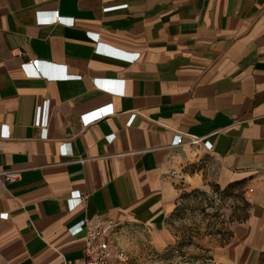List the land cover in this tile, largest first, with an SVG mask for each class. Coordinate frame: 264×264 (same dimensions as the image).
Masks as SVG:
<instances>
[{"label":"crops","instance_id":"1","mask_svg":"<svg viewBox=\"0 0 264 264\" xmlns=\"http://www.w3.org/2000/svg\"><path fill=\"white\" fill-rule=\"evenodd\" d=\"M55 11L74 24L39 22ZM88 33L140 57L98 53ZM31 60L46 78L26 75ZM107 105L113 115L82 125ZM5 170L22 174L0 182V264H84L85 234L70 233L84 219L164 235L181 181L252 190L249 218L214 258L264 264V0H0ZM73 191L86 199L70 210Z\"/></svg>","mask_w":264,"mask_h":264},{"label":"rangeland","instance_id":"2","mask_svg":"<svg viewBox=\"0 0 264 264\" xmlns=\"http://www.w3.org/2000/svg\"><path fill=\"white\" fill-rule=\"evenodd\" d=\"M211 183L190 189L179 182L180 197L164 235L129 222L120 225L113 237L115 264H220L215 249L228 243L251 207L241 186Z\"/></svg>","mask_w":264,"mask_h":264},{"label":"built area","instance_id":"3","mask_svg":"<svg viewBox=\"0 0 264 264\" xmlns=\"http://www.w3.org/2000/svg\"><path fill=\"white\" fill-rule=\"evenodd\" d=\"M127 5H119L115 7H109L106 8V11L114 10V9H122L126 8ZM39 22L42 23H52V24H69L73 25V21L71 19H68L66 17H63L59 14L58 11H55L52 13V16L50 19H42L39 17ZM88 35L95 40L97 43L96 51L98 53H103L112 57H116L121 60L126 61H137L140 57V54H127L123 53L121 51H106L107 48L99 41V35L96 33H88ZM40 65V61H28L26 63L22 64V69L25 71L26 75L29 77H45V74H41L38 72V67ZM50 79L54 80H61L63 78L62 74H57L54 76H50ZM80 76L77 75H68L66 76V79L72 80V79H80ZM94 83L96 86L102 89L110 90L107 82L101 81V80H94ZM115 92V91H114ZM114 114V110L112 105H107L105 107H102L96 111H93L91 113H87L81 116V122L84 127H88L89 125ZM37 125L42 128V134L43 136H47V122L44 120L43 122H37ZM9 127L7 125H4L3 127V133L2 137L4 139L9 138ZM110 139H113V136L109 137ZM203 142V139H199L196 137H193L189 141V145L195 146ZM184 137L182 135H176L174 137L173 141V147H178L181 145H184ZM67 145H62L61 152L66 155H70L71 151L67 150ZM205 147L208 149H211V144L207 141L205 142ZM22 171L21 170H5L0 171V182L2 185H6L9 183H16L21 178ZM252 192V190H248V193ZM246 194L247 200L250 199L249 194ZM86 196L83 195L80 191H73L70 195V198L67 200V204L70 210H74L77 207H79L81 204L85 202ZM7 218V214H3L2 218ZM120 225L116 224L113 221L110 220H104V221H98L93 222L89 221L87 219H84L74 225L70 229V233L73 236H76L80 233L85 234V246L83 251V263L84 264H115V251H114V234L117 232L118 227Z\"/></svg>","mask_w":264,"mask_h":264},{"label":"trees","instance_id":"4","mask_svg":"<svg viewBox=\"0 0 264 264\" xmlns=\"http://www.w3.org/2000/svg\"><path fill=\"white\" fill-rule=\"evenodd\" d=\"M234 184L239 185L238 183H234ZM239 186H240V185H239Z\"/></svg>","mask_w":264,"mask_h":264}]
</instances>
